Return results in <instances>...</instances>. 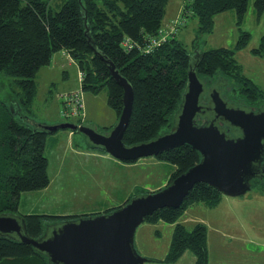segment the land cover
Wrapping results in <instances>:
<instances>
[{
    "label": "trees",
    "instance_id": "trees-1",
    "mask_svg": "<svg viewBox=\"0 0 264 264\" xmlns=\"http://www.w3.org/2000/svg\"><path fill=\"white\" fill-rule=\"evenodd\" d=\"M168 3L169 0H64L57 8L58 5L49 0H0V73L14 77L20 87V91L14 93L15 103L0 101V213H18L23 192L43 189L50 183L46 140L49 134L60 129L50 131L37 126L41 120L35 117L33 105L39 88L37 74L50 64L57 51L71 53L84 71V89L93 94L105 91L108 104L118 118L124 107V89L95 50L103 52L131 82L133 110L123 138L127 144L145 142L171 128L182 103L193 60L197 73L207 83L208 79L220 76L223 85L232 86L235 98L241 101L237 104L254 109L264 105V90L244 73L236 57L237 50L247 46L249 31H242L235 48L203 50L196 45L200 38L213 32L217 14L234 11L241 23L249 0H186L177 16L165 22ZM255 7L260 17L264 13V0H255ZM189 16L198 20L194 50L178 36ZM168 25H173L172 31ZM162 28H167L169 36L146 52L144 48ZM128 37L134 42L132 50H127L123 44ZM251 51L264 57V34L260 44ZM62 105L64 108V102ZM64 118L87 123L79 117ZM111 127L101 129L110 130ZM68 130L73 135L78 132ZM87 143L90 148L107 152ZM155 156L171 165V176L165 185L201 159L200 152L187 144ZM253 187L263 192L264 179L254 180L251 189ZM130 191L131 196L122 204L102 212L125 205L136 196ZM139 191L149 193L148 189ZM224 195L209 183L198 182L180 206L158 209L145 218L144 221L164 220L175 224L165 262H175L186 249H192L196 264H208V226L197 222L188 228L180 219L196 203L216 207ZM21 215L25 217L26 232L33 238H41L52 224L78 217L49 213ZM0 264L52 263L33 245L0 234Z\"/></svg>",
    "mask_w": 264,
    "mask_h": 264
},
{
    "label": "rangeland",
    "instance_id": "rangeland-1",
    "mask_svg": "<svg viewBox=\"0 0 264 264\" xmlns=\"http://www.w3.org/2000/svg\"><path fill=\"white\" fill-rule=\"evenodd\" d=\"M63 1L49 0L51 4L58 5L57 8ZM185 1L169 0L165 22L177 16ZM197 29V18L189 16L178 35L191 50H194L193 41L197 35ZM242 31L250 32V40L247 46L237 50L236 57L243 65L244 73L264 90V57L250 51L251 48L258 46L264 33V13L258 17L255 0H249L247 12L241 23L238 22L234 11L217 14L213 32L200 38L196 45L203 50L211 47L235 48ZM65 52L70 63L78 64L68 50ZM58 74L55 72L54 77H58ZM78 77V81L76 77L70 78L65 85L54 89L52 94L49 89L53 87L48 86L46 82L40 84L33 105L35 117L41 121H55L56 123L66 121L64 117L70 119L71 116L62 110V103L65 97H68V93L78 90L84 106L83 110L80 109V115L75 116L74 119L79 117L85 120V117L83 118L85 109L87 118L103 125L116 122L118 116L108 104L107 93L103 91L93 94L85 90L83 87L84 71L80 67ZM219 79H221L220 76L210 78L208 83L212 85ZM61 88L65 89L60 92V99L57 92ZM222 89L229 101L241 104V101L235 98L232 86L222 85ZM19 91L20 87L14 77L0 73V101L8 104L15 103L14 93ZM198 122L204 123L205 121ZM173 128L174 122L171 128L164 129L163 133ZM69 132L68 129L62 128L47 136L46 155L49 162L50 183L43 189L23 192L18 214L49 213L78 216L73 219L98 215L104 213L102 210L122 204L131 196L130 190L137 195L141 194L140 189L154 192L159 187L167 186L165 184L171 176V165L168 162L158 159L155 155L140 157L135 162L121 160L108 152L88 147L86 136L81 132L74 133L73 137L67 136ZM257 169L264 170V156ZM257 179L264 178L250 177L249 184L252 186L254 180ZM232 197L238 200L236 204L239 208L252 209L251 214L240 219L242 223L249 226L248 230L237 226L241 234L248 232L251 238L247 236V239L244 237L239 239L233 233L223 235L212 226L208 233V264H264V191L261 192L253 187L243 195ZM200 203V205H205L203 202ZM221 205L217 209H222ZM194 209H188L180 219L186 222L188 228H192L196 217L201 215ZM218 211L220 210H216L214 215L220 226L227 219ZM174 227L175 224L164 220L143 221L138 226L135 233V247L141 256L149 259L143 264H196V254L192 249H186L175 262L164 261L170 249Z\"/></svg>",
    "mask_w": 264,
    "mask_h": 264
},
{
    "label": "water",
    "instance_id": "water-1",
    "mask_svg": "<svg viewBox=\"0 0 264 264\" xmlns=\"http://www.w3.org/2000/svg\"><path fill=\"white\" fill-rule=\"evenodd\" d=\"M95 52L124 89V107L115 124L108 132L75 121L38 122L37 126L50 131L77 130L89 143L121 160L157 155L186 144L197 149L201 159L162 189L138 194L108 213L52 224L41 238L26 232V221L20 214L0 213V234L33 245L52 264H143L149 259L137 252L135 233L148 215L164 207L180 206L198 182L239 196L251 189L250 177L264 175V170L257 169L264 156V105L254 109L229 101L223 83H207L193 60L174 128L145 142L127 144L123 138L131 120L134 88L112 60L98 49ZM200 119L205 122L199 123Z\"/></svg>",
    "mask_w": 264,
    "mask_h": 264
},
{
    "label": "crops",
    "instance_id": "crops-1",
    "mask_svg": "<svg viewBox=\"0 0 264 264\" xmlns=\"http://www.w3.org/2000/svg\"><path fill=\"white\" fill-rule=\"evenodd\" d=\"M260 41H261V39H260ZM78 71H79V65L70 63L65 50H61V51H57L56 53H54L50 64L43 67L38 72L37 77H36V81L38 82L39 86L43 82L44 83L46 82L48 86L53 87V90L49 89V92L51 91V94H52V93H54V89L56 90L57 87H59V86L62 87V85H65L70 78L76 77L75 79L78 81V78H79L78 77ZM55 72L59 73L58 77H54ZM58 79H59V81H57ZM64 89L65 88H61V90L59 92H57V95L60 99H61V97H60L61 95H59V94L61 91H64ZM86 115H87V113L84 109L83 118L85 117V120H86V121L84 120V122L93 124L99 130H102V131H104V130L101 128L113 126L115 124V122H114L113 124H104L103 125V124H101V123H99V122H97L91 118H87ZM54 122L55 121L46 122V123L51 124ZM67 136L73 137V133H68ZM228 196H230V197H228ZM232 198H235V197H232V195H226L225 194L222 197L220 204L214 208H208L206 205H200L201 203H196V204L192 205L191 207H189L188 209L195 208L194 210H196V212L198 214L201 213V215L197 216L196 219L194 220V224H196L197 222H204L208 226V233H209V229L213 226V228H215L218 233L223 234V235H231L233 233V234H236L237 237H239V239H241V237H244V239H247V236L249 238H251V235L248 232H246V234H241L240 229H238V227H240L243 230H248L249 226L242 223L240 221V219L245 217L246 215L251 214L252 209L247 210V209L239 208V206L237 205L238 200L236 201V199H232ZM220 205L223 206V207H221L222 209H217ZM187 210L185 211V213L187 212ZM213 210H215V211H213ZM216 210H220L218 212L223 214L225 216V219H227V221H225L223 225L218 226V222L216 220V215H214V214H216ZM21 216H23V215H21ZM182 222L186 224V222H184V221H182Z\"/></svg>",
    "mask_w": 264,
    "mask_h": 264
},
{
    "label": "built area",
    "instance_id": "built-area-1",
    "mask_svg": "<svg viewBox=\"0 0 264 264\" xmlns=\"http://www.w3.org/2000/svg\"><path fill=\"white\" fill-rule=\"evenodd\" d=\"M168 28H170V31H172L173 25H168ZM167 36H169V31L164 30L163 28L159 30L157 36L150 39V42L144 50L146 52L152 51L155 47H157L162 41L167 39ZM124 46L127 50H132L134 47L133 40L128 37L123 42ZM83 99L81 97V93L78 90H74L71 93H68V97H65L64 99V112H66L67 115L75 117L80 115V109L83 110Z\"/></svg>",
    "mask_w": 264,
    "mask_h": 264
},
{
    "label": "flooded vegetation",
    "instance_id": "flooded-vegetation-1",
    "mask_svg": "<svg viewBox=\"0 0 264 264\" xmlns=\"http://www.w3.org/2000/svg\"><path fill=\"white\" fill-rule=\"evenodd\" d=\"M100 131H102V130H100ZM109 130H104L103 132H108ZM91 144V143H90Z\"/></svg>",
    "mask_w": 264,
    "mask_h": 264
}]
</instances>
